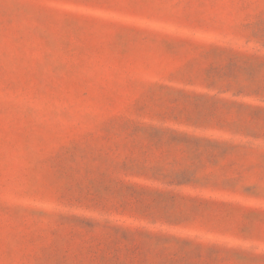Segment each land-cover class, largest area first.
I'll list each match as a JSON object with an SVG mask.
<instances>
[{
	"label": "rangeland",
	"instance_id": "rangeland-1",
	"mask_svg": "<svg viewBox=\"0 0 264 264\" xmlns=\"http://www.w3.org/2000/svg\"><path fill=\"white\" fill-rule=\"evenodd\" d=\"M0 264H264V0H0Z\"/></svg>",
	"mask_w": 264,
	"mask_h": 264
}]
</instances>
